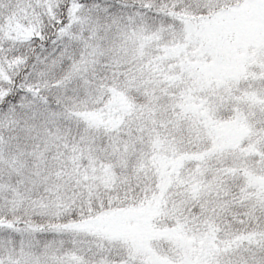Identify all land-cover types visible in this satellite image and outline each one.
Instances as JSON below:
<instances>
[{"label": "snow or ice", "instance_id": "snow-or-ice-1", "mask_svg": "<svg viewBox=\"0 0 264 264\" xmlns=\"http://www.w3.org/2000/svg\"><path fill=\"white\" fill-rule=\"evenodd\" d=\"M0 264H264V0H0Z\"/></svg>", "mask_w": 264, "mask_h": 264}]
</instances>
